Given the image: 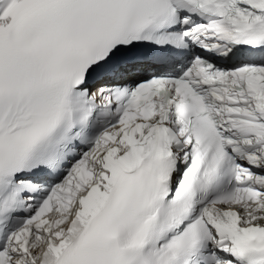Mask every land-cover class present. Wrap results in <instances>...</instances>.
Instances as JSON below:
<instances>
[{"label":"snow or ice","instance_id":"snow-or-ice-1","mask_svg":"<svg viewBox=\"0 0 264 264\" xmlns=\"http://www.w3.org/2000/svg\"><path fill=\"white\" fill-rule=\"evenodd\" d=\"M0 264H264V0H0Z\"/></svg>","mask_w":264,"mask_h":264}]
</instances>
